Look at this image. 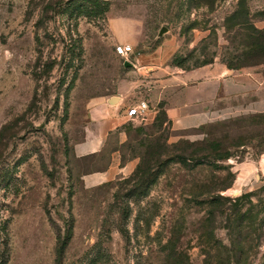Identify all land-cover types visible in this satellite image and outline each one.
<instances>
[{"label":"rangeland","instance_id":"obj_1","mask_svg":"<svg viewBox=\"0 0 264 264\" xmlns=\"http://www.w3.org/2000/svg\"><path fill=\"white\" fill-rule=\"evenodd\" d=\"M251 26L264 30V0H0V264H264L262 109L186 131L166 112L182 73L215 65L261 74L264 95ZM116 95L150 109L114 146L134 167L83 188L80 174L109 158L74 160L71 146L89 102ZM247 194L210 236L209 201Z\"/></svg>","mask_w":264,"mask_h":264},{"label":"crops","instance_id":"obj_2","mask_svg":"<svg viewBox=\"0 0 264 264\" xmlns=\"http://www.w3.org/2000/svg\"><path fill=\"white\" fill-rule=\"evenodd\" d=\"M133 66L138 73L146 69L144 64ZM179 79L185 84L181 97L177 104L166 110L172 128L177 131L206 125L221 113L244 107L245 104L254 109L260 108V112L264 113L263 76L252 69L231 71L222 65H215L182 73ZM111 97L117 98L110 103ZM89 103V118L83 124L81 139L71 146V158L94 162L107 155L109 159L104 168L80 174L83 188L102 185L124 175L127 168L134 167V164H121L118 150L114 147L124 141L122 127L128 121L124 97L95 98Z\"/></svg>","mask_w":264,"mask_h":264},{"label":"trees","instance_id":"obj_3","mask_svg":"<svg viewBox=\"0 0 264 264\" xmlns=\"http://www.w3.org/2000/svg\"><path fill=\"white\" fill-rule=\"evenodd\" d=\"M242 13L239 12H235L234 16H240ZM248 23V20L243 19L242 22L238 23V25L243 26L244 24L246 25ZM251 28V33L247 36L248 38V50L245 53V55H250L253 58H256L257 65H262L264 66V30H259L254 28L253 26L250 27ZM244 65H238L235 67H230L232 69L238 70L240 68H243ZM251 194H247V195H242L240 197H237L235 199H230L224 195H218L216 197H214L211 201H209L207 209H208V217H209V224H210V229H209V235L211 236L212 233L214 232V228H213V224L215 223V221L217 220V217L223 213L224 211V206L226 205V203H229L230 205H234L233 207L236 209L237 207H239L241 204L240 202L243 201L244 199H247V197H250ZM226 202V203H225ZM238 209V208H237ZM236 211V210H235ZM234 211V212H235ZM238 214V210L237 213ZM238 221H237V227H240V225L243 223V218L244 216L241 215V217H237ZM58 239V238H57ZM240 242H241V237L238 236L237 237V242H236V246H238L240 248ZM65 247V243L62 242V240L59 238L57 240V257H59V255H62L63 249ZM239 255L241 254V250L239 249ZM239 258V256L237 257ZM228 257L226 258V262L225 260H221L220 262H218V264H228ZM235 264H238L237 262Z\"/></svg>","mask_w":264,"mask_h":264},{"label":"built area","instance_id":"obj_4","mask_svg":"<svg viewBox=\"0 0 264 264\" xmlns=\"http://www.w3.org/2000/svg\"><path fill=\"white\" fill-rule=\"evenodd\" d=\"M115 53L123 59H127L128 55L132 54L133 51L129 46H114ZM150 112V109L148 107V104L144 100H137V103L127 109L126 111V118L128 119V122H132L136 120L137 118L146 119Z\"/></svg>","mask_w":264,"mask_h":264},{"label":"water","instance_id":"obj_5","mask_svg":"<svg viewBox=\"0 0 264 264\" xmlns=\"http://www.w3.org/2000/svg\"><path fill=\"white\" fill-rule=\"evenodd\" d=\"M166 31H167V27L163 26L160 29V31L158 33V36L161 37L163 35V33L166 32ZM124 67L125 68H130V67H134V66L131 63H129L128 61H124ZM115 98H117V97H111L110 98V102H113L115 100Z\"/></svg>","mask_w":264,"mask_h":264}]
</instances>
